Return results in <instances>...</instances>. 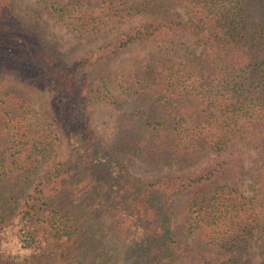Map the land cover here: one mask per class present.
I'll list each match as a JSON object with an SVG mask.
<instances>
[{
    "label": "trees",
    "instance_id": "1",
    "mask_svg": "<svg viewBox=\"0 0 264 264\" xmlns=\"http://www.w3.org/2000/svg\"><path fill=\"white\" fill-rule=\"evenodd\" d=\"M13 1L0 0V261L264 264V0H34L79 34L112 29L73 60ZM139 42L129 72L95 75ZM121 96L110 141L89 106ZM55 141L66 152L39 171Z\"/></svg>",
    "mask_w": 264,
    "mask_h": 264
},
{
    "label": "rangeland",
    "instance_id": "2",
    "mask_svg": "<svg viewBox=\"0 0 264 264\" xmlns=\"http://www.w3.org/2000/svg\"><path fill=\"white\" fill-rule=\"evenodd\" d=\"M12 11L17 14L18 17H23L22 22L32 21V24H36L40 27L42 33L49 37V40L53 41L60 51L65 53L66 57L70 60L77 59L78 56L87 53L94 48L99 40L108 37L107 33L112 32V29H107L106 32H101L96 35L79 34L75 30H71L66 26H62L59 23H53L45 12L40 9L34 0H14L11 4ZM26 24V23H25ZM150 47L147 43L139 42L130 47H126L117 55L104 60L103 64L97 69L96 74L103 73L104 76L111 77L114 71L118 73H127L130 66V58L142 56L149 52ZM8 68L0 64V79L8 83L9 81L3 79V74L10 72ZM10 83V82H9ZM28 84V83H26ZM111 92L120 95V91L117 87L111 84L109 87ZM37 92L35 97L38 96ZM42 97L48 99L46 92L42 93ZM117 103H104L92 101L90 110V119L93 128L97 135L103 138H107L110 141L115 140V129L112 127V121H116L123 112L130 107L129 100L126 97L121 96L117 99ZM40 99H37V104L34 103L33 107L36 110L39 106ZM113 104V105H112ZM52 152L51 156L44 160L40 166V170H45L54 161L59 159L66 152V144L57 143L56 141L51 143ZM130 164H136V161L131 155L125 157ZM46 258H37L36 263L43 264ZM0 264H19L13 261H0Z\"/></svg>",
    "mask_w": 264,
    "mask_h": 264
}]
</instances>
